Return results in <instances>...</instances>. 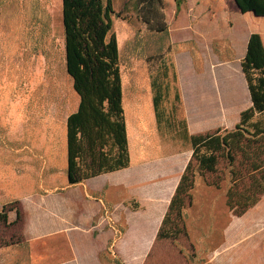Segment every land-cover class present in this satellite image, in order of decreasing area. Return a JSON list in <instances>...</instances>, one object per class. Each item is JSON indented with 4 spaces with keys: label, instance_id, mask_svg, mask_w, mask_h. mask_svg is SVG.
<instances>
[{
    "label": "rangeland",
    "instance_id": "1",
    "mask_svg": "<svg viewBox=\"0 0 264 264\" xmlns=\"http://www.w3.org/2000/svg\"><path fill=\"white\" fill-rule=\"evenodd\" d=\"M111 1L131 163L138 165L144 158L147 162L186 158L192 151L187 130L212 133L217 129L208 130L225 119L233 125L234 112L251 103L250 95L230 76L220 87V98L209 76L210 65L196 54L192 43L171 46L166 21V12L172 9L170 0ZM62 10V0H0V264H34L25 240L22 199L30 201L51 186L68 184L66 124L80 99L66 69ZM174 63L180 65L182 77L194 75L198 83L188 95L194 112L190 125L184 117ZM153 89L161 93V124L154 112ZM221 100L228 110L234 103V112L225 115L218 105ZM18 144L33 151L25 163L18 157L13 160V146ZM231 170L228 160L221 157L217 171H197L191 202L183 210L187 234L176 241L157 239L156 234L149 252L137 256V264H225V254L213 261L211 256L223 250L225 226L233 213L226 197ZM135 204L133 208L140 207L139 201ZM17 210L21 213L18 221ZM110 216L106 214L107 221H112ZM120 226L123 233L124 223ZM102 257L113 264H126L112 251Z\"/></svg>",
    "mask_w": 264,
    "mask_h": 264
},
{
    "label": "crops",
    "instance_id": "2",
    "mask_svg": "<svg viewBox=\"0 0 264 264\" xmlns=\"http://www.w3.org/2000/svg\"><path fill=\"white\" fill-rule=\"evenodd\" d=\"M170 4L172 9L166 12V21L171 46L192 43L196 54L210 65L209 76L220 98V87L232 78L238 79L245 95H250L241 64L251 33H260L264 42V16L233 9V0H179V4L170 0ZM175 67L184 117L190 125L194 112L188 95L196 89V77H182L180 65L176 63ZM201 100L204 105L205 100ZM233 104L228 110L223 102H218L225 115L234 112ZM250 104L236 109L233 125ZM218 125L208 131L233 126L227 125L226 119ZM31 152L30 146L15 145L13 160L18 157L25 163ZM191 157L192 151L186 158H168L166 162H147L144 158L135 166L130 160L127 168L93 176L79 184L68 183L63 188L54 185L30 201L22 199L25 240L33 252L34 264H113L102 257L107 251L121 256L126 264H137V256L152 248ZM135 201L140 202V207L133 208ZM107 213L113 216L112 221H107ZM121 223L125 226L123 233ZM119 232L122 234L117 236ZM223 254L225 264H264V195L243 215L230 214L223 250L211 254V261Z\"/></svg>",
    "mask_w": 264,
    "mask_h": 264
},
{
    "label": "trees",
    "instance_id": "3",
    "mask_svg": "<svg viewBox=\"0 0 264 264\" xmlns=\"http://www.w3.org/2000/svg\"><path fill=\"white\" fill-rule=\"evenodd\" d=\"M233 4L237 11L264 16V0H233ZM62 8L66 69L80 99L66 124L67 180L69 184H79L90 177L127 168L131 155L118 40L112 31V1L62 0ZM241 68L251 105L240 113L233 129L218 128L200 134L187 130L192 157L180 177L157 239L176 241L187 234L183 210L191 202L196 172L217 171L221 157L232 166L226 197L234 214L243 215L264 195V42L260 33H251ZM153 90L154 112L161 124V93ZM213 184L220 186L219 182ZM16 214L18 221L21 213L17 210Z\"/></svg>",
    "mask_w": 264,
    "mask_h": 264
}]
</instances>
